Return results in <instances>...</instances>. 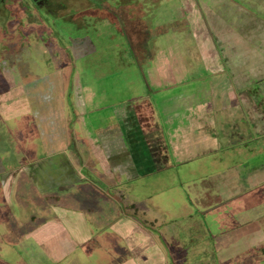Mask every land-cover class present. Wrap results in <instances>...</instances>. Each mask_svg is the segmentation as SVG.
<instances>
[{
    "label": "rangeland",
    "instance_id": "obj_1",
    "mask_svg": "<svg viewBox=\"0 0 264 264\" xmlns=\"http://www.w3.org/2000/svg\"><path fill=\"white\" fill-rule=\"evenodd\" d=\"M84 8L95 16H73ZM197 26L209 37L238 32L264 53V0H0V264H238L263 254L260 244L220 252L245 211L264 208V136L175 153L183 137L164 135L162 93L147 79ZM145 100L160 136L147 122L142 135ZM57 101L53 156L71 167L61 179L42 174L37 120ZM231 168L240 187L218 189L237 176Z\"/></svg>",
    "mask_w": 264,
    "mask_h": 264
},
{
    "label": "crops",
    "instance_id": "obj_2",
    "mask_svg": "<svg viewBox=\"0 0 264 264\" xmlns=\"http://www.w3.org/2000/svg\"><path fill=\"white\" fill-rule=\"evenodd\" d=\"M197 27L195 38L187 36L181 41L182 45L176 44L179 48L178 53L160 56L157 60V69H153L147 77L153 91L162 93L158 108L162 114L164 135L173 142L177 137H183V141L172 143L174 152L181 151L183 147L186 149L192 146L196 148L206 146L215 149L224 142L232 144L247 142L250 140L251 131L259 137L264 136V82L262 83L264 53L256 47L257 44H251L238 32L209 37L204 27ZM190 38L194 41L192 42L194 47L187 46ZM180 47L183 48L182 51ZM199 66L203 68V74H195ZM196 79L202 80L196 83L195 89H189L188 86V90L180 91L173 96L172 91H169L171 87L188 85ZM256 83H260L258 89L253 90L252 86ZM200 96L202 100H199ZM57 103L58 101L55 108L53 104L47 105L46 108L41 107V110L37 111V120L39 119L38 122L42 125V135L45 137L44 141L46 140V143L44 142L46 155L40 157L41 160L44 159L42 163L45 164L42 174L45 177L47 175V178L61 175L59 177L61 179L65 174L71 173V167L64 161L65 167L60 166L59 160L62 157L60 151L55 153L60 154L54 155L58 161L55 159L54 164L48 161L52 158L53 152L59 149L58 144L62 141L57 132L61 127L60 108ZM138 105L139 110H146L148 106L152 109L149 117L145 118L143 115L145 119H142L145 122L140 119L142 135L144 133L142 125H146L144 123L147 122V132H150L149 124L152 123L151 131L160 136L162 133L160 128L155 130L153 126V123L159 126L157 120L159 114L155 119V108L152 103L145 100ZM46 135L52 138L48 139ZM239 136L241 139L237 140ZM161 141L164 142L162 137ZM48 142L51 143L50 149L48 145L46 146ZM227 173L237 176L231 181H224L218 189L231 188L235 184L236 187H240L238 183L241 177L238 170L231 168ZM252 175L253 172L246 178L247 183L252 182ZM244 214L240 219V227L233 233V243L222 248L221 254L230 256L258 244L263 245L264 251V208H255L245 211ZM53 224L55 223L51 222L48 225ZM58 228L62 229L60 224L56 225L55 229ZM41 231L40 229L37 232ZM50 237H42L41 242ZM261 260H264V252L259 256L242 259L238 264H256Z\"/></svg>",
    "mask_w": 264,
    "mask_h": 264
},
{
    "label": "trees",
    "instance_id": "obj_3",
    "mask_svg": "<svg viewBox=\"0 0 264 264\" xmlns=\"http://www.w3.org/2000/svg\"><path fill=\"white\" fill-rule=\"evenodd\" d=\"M37 1V4H39L40 2H43L44 0H36ZM38 7V6H37ZM74 14H73V16L74 15H78V14H80V13H83V16H91V15H94L95 13L94 12H92L91 10H90V8H84V9H81L80 10V12H78V9H72L71 10ZM71 13V12H70ZM95 16V15H94ZM104 16H101V18H103ZM111 17L112 16H107V18H109L110 20H111ZM72 18V17H71ZM113 19V18H112ZM72 20H74V19H72ZM112 22H113V20H111ZM158 115V114H157ZM156 114H155V119H156ZM151 118V117H150ZM144 136V135H143ZM57 156V155H56ZM51 160H54L55 161V157L54 156H52V158H49L48 159V161L50 162V163H53L54 164V162H51Z\"/></svg>",
    "mask_w": 264,
    "mask_h": 264
},
{
    "label": "flooded vegetation",
    "instance_id": "obj_4",
    "mask_svg": "<svg viewBox=\"0 0 264 264\" xmlns=\"http://www.w3.org/2000/svg\"><path fill=\"white\" fill-rule=\"evenodd\" d=\"M73 22H75V21L73 20Z\"/></svg>",
    "mask_w": 264,
    "mask_h": 264
}]
</instances>
